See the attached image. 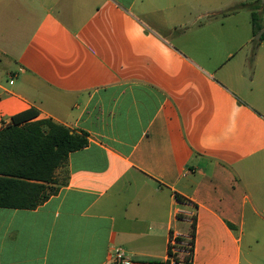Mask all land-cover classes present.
Masks as SVG:
<instances>
[{
	"label": "crops",
	"instance_id": "crops-1",
	"mask_svg": "<svg viewBox=\"0 0 264 264\" xmlns=\"http://www.w3.org/2000/svg\"><path fill=\"white\" fill-rule=\"evenodd\" d=\"M256 1L0 0V129L36 109L89 140L47 202L0 208V264H174L194 217L193 264H240L264 228V38L252 55L250 10L223 13Z\"/></svg>",
	"mask_w": 264,
	"mask_h": 264
},
{
	"label": "trees",
	"instance_id": "trees-1",
	"mask_svg": "<svg viewBox=\"0 0 264 264\" xmlns=\"http://www.w3.org/2000/svg\"><path fill=\"white\" fill-rule=\"evenodd\" d=\"M247 8L251 12L254 36L261 30L263 3H240L223 14ZM264 38L253 41L252 55ZM39 112L30 109L14 115L0 129V208L36 209L59 192L57 171L64 168L70 154L89 144L88 134L77 133L52 119H39ZM178 201H183L177 196ZM190 254L186 260L193 264L196 218L192 222ZM233 229V227L231 226ZM182 243L183 239L179 238ZM174 264H181L169 249ZM167 264H171L168 262Z\"/></svg>",
	"mask_w": 264,
	"mask_h": 264
},
{
	"label": "rangeland",
	"instance_id": "rangeland-1",
	"mask_svg": "<svg viewBox=\"0 0 264 264\" xmlns=\"http://www.w3.org/2000/svg\"><path fill=\"white\" fill-rule=\"evenodd\" d=\"M264 0H258L259 2L263 3ZM262 17H264V10L262 12ZM264 25V23H263ZM264 30V29H263ZM261 30V31H263ZM258 35V34H257ZM256 35V36H257ZM255 36V37H256ZM245 232L248 235L249 230L245 228ZM191 233H192V226L190 228V231L187 234V237L183 239L182 244L178 246V249L180 252H178V255L176 256L181 264H188L186 261L188 259V256L190 254V239H191ZM264 228H260L259 233V239H252L251 241L247 240V235L245 238H243L242 242V255L240 259V264H264ZM177 247V246H176Z\"/></svg>",
	"mask_w": 264,
	"mask_h": 264
},
{
	"label": "built area",
	"instance_id": "built-area-1",
	"mask_svg": "<svg viewBox=\"0 0 264 264\" xmlns=\"http://www.w3.org/2000/svg\"><path fill=\"white\" fill-rule=\"evenodd\" d=\"M177 244L173 243L171 246V252L172 254L176 255V253L178 252L176 248ZM173 249L175 251V253H173ZM114 255H115V261L116 264H132L131 261L129 259L126 258L125 254L123 253L122 249L120 248H116L114 250ZM174 259V257H172Z\"/></svg>",
	"mask_w": 264,
	"mask_h": 264
},
{
	"label": "water",
	"instance_id": "water-1",
	"mask_svg": "<svg viewBox=\"0 0 264 264\" xmlns=\"http://www.w3.org/2000/svg\"><path fill=\"white\" fill-rule=\"evenodd\" d=\"M263 5H264V1H263ZM263 33H264V30H263V31H260V32L258 33V35L255 37V40H256V41H259V40L261 39Z\"/></svg>",
	"mask_w": 264,
	"mask_h": 264
}]
</instances>
